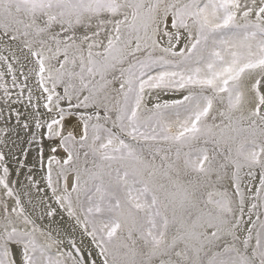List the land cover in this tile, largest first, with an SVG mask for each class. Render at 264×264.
I'll return each instance as SVG.
<instances>
[{
    "label": "snow or ice",
    "instance_id": "6c2138e0",
    "mask_svg": "<svg viewBox=\"0 0 264 264\" xmlns=\"http://www.w3.org/2000/svg\"><path fill=\"white\" fill-rule=\"evenodd\" d=\"M0 264H264V0H0Z\"/></svg>",
    "mask_w": 264,
    "mask_h": 264
}]
</instances>
